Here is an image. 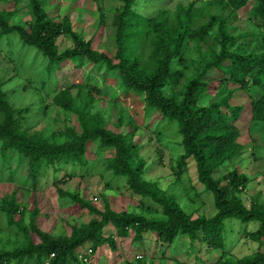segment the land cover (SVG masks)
Wrapping results in <instances>:
<instances>
[{
	"label": "trees",
	"instance_id": "16d2710c",
	"mask_svg": "<svg viewBox=\"0 0 264 264\" xmlns=\"http://www.w3.org/2000/svg\"><path fill=\"white\" fill-rule=\"evenodd\" d=\"M8 0H0V4ZM149 0H122L115 9V52L108 55L97 51L92 41L83 40L72 30L67 16L56 21L49 16L41 0H29L28 12L32 15L25 23L11 22L14 10L0 8V30L16 34L24 44L35 48L49 59L50 65L69 58H86L88 62H102L108 70L117 71L121 87L144 93L149 107L159 110L162 117L176 120L182 136L183 153L177 158L176 175L187 168L189 159L197 169L199 182L213 195L216 212L211 217L199 215L192 218L176 201L174 195L161 189L156 182L147 179L145 173L155 163L148 162L139 154L142 145L133 139L136 126L131 131L114 132L107 123L97 118L92 120L88 98L78 105L66 89L53 97L62 109L77 117L80 131L65 127L66 138L50 143L41 133L28 135L20 129L18 109L7 100L0 81V164L7 166L16 157L18 165L24 163L27 173L23 182H31L33 188L38 177L48 168L72 164L86 167L94 165L86 157L89 143L100 149H109L111 157L102 158L106 168L114 175L126 177L127 186L141 197L148 198L160 207L159 216H147L133 209L115 211L109 206L101 211L75 192L59 189L62 196L77 202L85 213L94 215L86 223L71 226L69 236L50 235L37 228L35 218L38 210L31 211L27 228L16 216L22 218L23 208L15 202L14 195L0 198V209L4 213L6 227H15L17 236L14 246L0 248V264H22L26 260L35 264H85L78 260L76 249L89 241L95 251L103 245L116 248L112 235L105 236L104 228L113 226L123 237L139 241L144 234L153 232L161 242H173L179 237H188L193 243L198 238L206 240L212 248L223 249L221 232L224 219L234 218L241 222H258L248 237L264 245V203L252 201L246 207L238 195L248 177L236 169L226 175L214 176L215 170L237 155L242 146L237 142L239 129L235 125L241 105L229 102L237 88L256 90L253 94L252 118L264 128V0H189L178 1L175 8L161 7L154 15L138 11ZM250 4L249 15L258 19L257 36L245 46L236 42V35L228 32L227 18L231 13ZM67 33L74 42L73 48L59 53L56 38ZM214 41L204 50L196 46L197 56L189 55V41ZM190 70L189 73L185 71ZM213 69L221 73L216 86L217 97L199 105L210 86L208 72ZM182 79V84L179 80ZM227 82L238 85L227 88ZM180 85V88H178ZM88 100V101H87ZM87 101V103H86ZM226 111L228 113H226ZM118 128L119 125L117 124ZM225 181L224 184L221 182ZM1 229V228H0ZM9 230H7L8 232ZM35 234L38 241H34ZM24 264V263H23ZM221 264H264V251L258 249L252 255L238 259H221Z\"/></svg>",
	"mask_w": 264,
	"mask_h": 264
},
{
	"label": "rangeland",
	"instance_id": "374dc122",
	"mask_svg": "<svg viewBox=\"0 0 264 264\" xmlns=\"http://www.w3.org/2000/svg\"><path fill=\"white\" fill-rule=\"evenodd\" d=\"M178 1L183 4L189 2L149 0L138 11L144 15H154L161 7L175 8ZM41 4L56 21L67 16L72 23V30L83 40L90 39L97 51L108 55L115 52V9L122 5V0H41ZM249 7L250 4H247L232 13L227 10L222 12L227 18L228 32L236 35V42L244 46L248 40L257 37L252 33L257 30L258 19L249 15ZM0 8L14 10L15 14L10 20L12 23H25L32 18L28 12L29 0H8L0 4ZM55 43L59 53L74 46L73 39L67 33L59 35ZM187 44L189 55L196 57L198 44L207 50L214 45V41L193 40ZM220 77L221 73L215 69L208 72L209 93L200 98L199 105L217 97L215 87ZM0 81L7 100L18 109L16 116L20 118V129L28 135L41 133L50 143L64 140L67 126L80 131L76 115L59 107L53 97L68 89L77 105L83 99L91 98L92 101L87 100L86 103L90 106L93 121L100 118L114 132L125 133L131 131L133 125L137 127L133 139L142 145L139 154L145 155L148 162L154 160L155 163L145 173L147 179L174 195L181 208L192 218L199 215L208 218L215 214L213 195L199 182L193 160L189 159L186 170L181 174L173 173L177 169V158L183 153L177 121L168 120L162 117L159 110L149 107L144 93L121 87L117 71L108 70L102 62H88L84 57L64 59L50 65L48 58L24 44L16 34L2 33L0 30ZM179 82L182 84V79ZM226 86L229 89L238 87L229 82ZM256 92L245 88H237L233 92L229 102L242 107L234 122L239 129L237 142L242 148L213 173L214 176L226 175L236 169L248 177L246 185L238 191L246 207L252 201L264 203V128L258 122L251 121V95L256 96ZM86 157L93 160L94 165L81 167L65 164L48 168L39 175L34 188L30 181L29 184L23 182V176L27 173L26 165H18L16 157L7 166L0 164V198L14 195L15 202L24 209L22 218L16 216V220L27 228L31 211L38 210L35 218L37 228L58 237L69 236L72 225L86 223L94 217L85 213L68 196H62L59 189L77 193L101 211L109 206L115 211L133 209L147 216L160 215V207L134 193L127 186L125 176L114 175L106 168L102 158L111 157L109 149H100L98 144L89 143ZM223 224L221 236L224 251L212 248L202 238L193 243L187 236L170 243L161 242L153 232L144 234L139 241H133L129 236L119 235L113 226H108L104 228V235L113 236L115 249L105 244L93 251L91 243L87 241L76 249V256L85 264H221V259L235 260L252 255L258 249L264 251V245L259 248L258 242L252 241L247 235L257 228L258 222L244 223L226 218ZM0 228V248L14 246L15 233L18 231L15 227H6L1 209ZM32 236L34 241H38L35 234ZM25 261L22 264H35L34 261ZM44 261V264H49V259Z\"/></svg>",
	"mask_w": 264,
	"mask_h": 264
}]
</instances>
